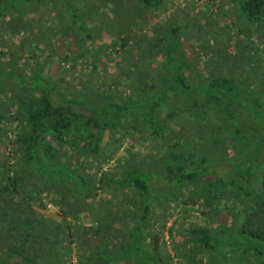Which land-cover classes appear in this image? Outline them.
<instances>
[{"label": "trees", "instance_id": "16d2710c", "mask_svg": "<svg viewBox=\"0 0 264 264\" xmlns=\"http://www.w3.org/2000/svg\"><path fill=\"white\" fill-rule=\"evenodd\" d=\"M262 66L264 0H0V264H264Z\"/></svg>", "mask_w": 264, "mask_h": 264}, {"label": "built area", "instance_id": "2783aa9c", "mask_svg": "<svg viewBox=\"0 0 264 264\" xmlns=\"http://www.w3.org/2000/svg\"><path fill=\"white\" fill-rule=\"evenodd\" d=\"M49 207L54 209V207L52 205H49Z\"/></svg>", "mask_w": 264, "mask_h": 264}, {"label": "rangeland", "instance_id": "374dc122", "mask_svg": "<svg viewBox=\"0 0 264 264\" xmlns=\"http://www.w3.org/2000/svg\"><path fill=\"white\" fill-rule=\"evenodd\" d=\"M264 68V66L261 67V69ZM53 209V208H52Z\"/></svg>", "mask_w": 264, "mask_h": 264}]
</instances>
